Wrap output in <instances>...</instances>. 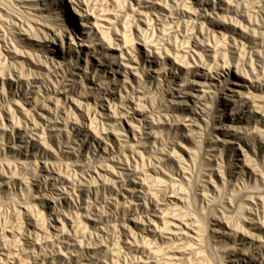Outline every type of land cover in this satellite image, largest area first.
I'll return each mask as SVG.
<instances>
[{"label":"rangeland","instance_id":"rangeland-1","mask_svg":"<svg viewBox=\"0 0 264 264\" xmlns=\"http://www.w3.org/2000/svg\"><path fill=\"white\" fill-rule=\"evenodd\" d=\"M11 256L264 264V0H0Z\"/></svg>","mask_w":264,"mask_h":264},{"label":"bare ground","instance_id":"bare-ground-1","mask_svg":"<svg viewBox=\"0 0 264 264\" xmlns=\"http://www.w3.org/2000/svg\"><path fill=\"white\" fill-rule=\"evenodd\" d=\"M71 37V36H70ZM69 41L71 42L72 41V39L70 38V39H68V42H66L65 44H62L63 45V47H66L67 45H69ZM39 240V239H38ZM12 256H13V254H12ZM12 256L11 257H6V260L5 259H0V263L1 264H3V263H5V264H11L10 263V260L9 259H13L12 258ZM14 258H15V256H13ZM16 257H17V255H16ZM17 259V258H16ZM18 263V262H17ZM22 263V262H21ZM20 263V264H21ZM13 264V263H12ZM165 264H167V263H165Z\"/></svg>","mask_w":264,"mask_h":264}]
</instances>
